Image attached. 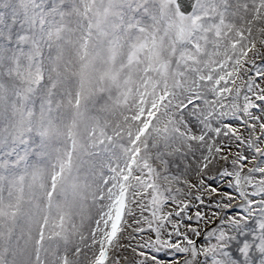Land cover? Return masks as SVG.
I'll return each instance as SVG.
<instances>
[{"label": "snow or ice", "instance_id": "snow-or-ice-1", "mask_svg": "<svg viewBox=\"0 0 264 264\" xmlns=\"http://www.w3.org/2000/svg\"><path fill=\"white\" fill-rule=\"evenodd\" d=\"M0 264H264V0H0Z\"/></svg>", "mask_w": 264, "mask_h": 264}]
</instances>
